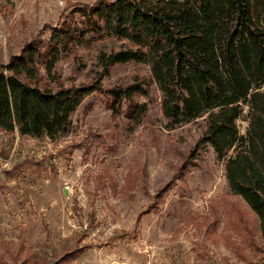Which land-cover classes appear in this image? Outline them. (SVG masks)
<instances>
[{
  "label": "rangeland",
  "instance_id": "1",
  "mask_svg": "<svg viewBox=\"0 0 264 264\" xmlns=\"http://www.w3.org/2000/svg\"><path fill=\"white\" fill-rule=\"evenodd\" d=\"M93 1L0 0V66L26 41H47L73 4ZM114 41L63 52L58 82L97 77L99 50ZM144 77L150 65L133 60L102 80ZM137 98L148 104L140 120L104 89L85 98L66 133L0 128V264H250L262 256L259 216L231 188L225 160L211 144L192 151L204 118L170 128L156 84ZM238 124L245 133L246 113Z\"/></svg>",
  "mask_w": 264,
  "mask_h": 264
},
{
  "label": "trees",
  "instance_id": "2",
  "mask_svg": "<svg viewBox=\"0 0 264 264\" xmlns=\"http://www.w3.org/2000/svg\"><path fill=\"white\" fill-rule=\"evenodd\" d=\"M103 39L119 43L99 50L97 77L58 82L63 52ZM133 60L148 63L151 77L104 85L113 65ZM153 84L168 127L204 118L192 151L211 144L225 160L229 184L258 214L264 238V0L75 3L47 41H26L0 66V128L37 137L66 133L85 98L104 89L140 120L148 104L137 96L149 95ZM250 264H264V253Z\"/></svg>",
  "mask_w": 264,
  "mask_h": 264
}]
</instances>
